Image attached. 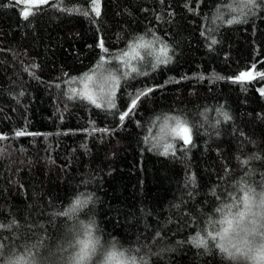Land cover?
Masks as SVG:
<instances>
[{
    "label": "trees",
    "instance_id": "obj_1",
    "mask_svg": "<svg viewBox=\"0 0 264 264\" xmlns=\"http://www.w3.org/2000/svg\"><path fill=\"white\" fill-rule=\"evenodd\" d=\"M244 2L101 0L95 17L91 0H50L25 19L22 3L0 0V242L56 239L65 205L91 196L103 233L161 246L151 264H225L195 241L246 176L264 186V78L229 79L264 72V4ZM138 37L152 47L134 49ZM161 43L171 61L154 69ZM110 76L120 112L153 89L123 121L80 98L86 84L99 97ZM166 121L191 129L192 144L162 136Z\"/></svg>",
    "mask_w": 264,
    "mask_h": 264
},
{
    "label": "clouds",
    "instance_id": "obj_2",
    "mask_svg": "<svg viewBox=\"0 0 264 264\" xmlns=\"http://www.w3.org/2000/svg\"><path fill=\"white\" fill-rule=\"evenodd\" d=\"M245 181L242 193H237L235 200L222 199L221 211L209 214L215 238L209 232L203 233L202 226V233L207 237V245L201 246L202 250L221 254L225 264H264V186L253 183L250 176ZM237 188L239 185L232 191ZM245 191L249 193L247 204L240 198ZM72 206L71 201L65 205L69 215L62 218L64 223L56 239L40 244L25 241L15 248L0 242L3 244L0 264H146V261L151 264L153 256L161 254V246L153 249L128 244L103 233L92 211L96 206L95 197L76 221L68 219L76 214Z\"/></svg>",
    "mask_w": 264,
    "mask_h": 264
},
{
    "label": "snow or ice",
    "instance_id": "obj_3",
    "mask_svg": "<svg viewBox=\"0 0 264 264\" xmlns=\"http://www.w3.org/2000/svg\"><path fill=\"white\" fill-rule=\"evenodd\" d=\"M14 3L19 2V3H24L27 5H48L49 4V0H13ZM91 3L93 5V7L91 8V12L94 13L95 17H99L101 15V0H91ZM259 3L264 4V0H259ZM257 5V0H245L244 2V7H249V6H256ZM53 6H55V0H53ZM22 15L24 16L25 19H27L30 15H32V11L31 9H26L25 11L22 12ZM83 15L85 17H87L89 15L88 11H85L83 13ZM238 22L235 18H230L227 19V23L228 24H232ZM138 40L141 41V43L139 44H135L134 45V49L137 47H152L153 42L152 41H148V42H144V37H138ZM213 43H215V41H213ZM99 47L103 50L104 53H107L109 50L104 47V42L103 40L99 41ZM136 55H139L138 53ZM171 61V56L169 55V50H168V46L164 43L160 44L159 47V55L156 56V63L152 65V67L155 69L156 67L160 66L161 64H168ZM252 68L255 69V65H252ZM131 73H137L139 75H147L146 73H142L139 72V70L135 67L131 68ZM131 73L126 72L124 73V76H130ZM256 76H260L261 78H264V72L262 73H255L253 74V72H241L239 75L235 76V77H231L229 79L232 80V82L236 83V82H244V81H249V80H253L256 78ZM133 79L135 77H132ZM88 80H91L92 77H87ZM221 79H223V77H221ZM99 90H100V96L97 97L95 95H93L87 88V84L85 85V91L80 95L81 99H86L88 101L91 102V104L95 105L96 108H107V109H116L115 112L112 113L113 116H119L120 121H123L125 119V117H130L131 115L135 114V110L138 107V102L141 96H146L147 94L151 93L153 91L152 88H147L144 91L141 92H137L134 94H131L129 96V100L126 101V111L120 112L117 104L115 102V97H116V89L120 86V79L117 76H110L108 78H102L99 82ZM107 88V90L105 91V89ZM261 93L264 94V89H261ZM73 99L76 97H72ZM98 99L101 102H98ZM224 118L225 119H230V117H228L227 113H224ZM93 132L95 131H107V129H100L97 130L95 128L92 129ZM191 129H189L187 126L182 125L179 121L176 122V126L172 127L170 126L167 121L165 122V124L162 126L161 128V132H162V136H176L178 138V140H182L183 144L185 145H191L192 144V140L191 137L189 135ZM24 135H36L35 133H29L26 130H22V131H16L15 132V136L19 137V136H24ZM0 139H6L5 136L0 135ZM173 148V144L172 143H165L164 144V154L167 155L169 152V149ZM244 163H247V161H245ZM92 199L91 196H86L84 199L81 198H76L75 199V203L72 206V211L73 212H77L80 208H83L85 205H87L89 203V201ZM243 201L245 202V204H247L249 202V193L247 191H245L243 193ZM217 211H221V209H217ZM61 215L67 216L69 215V212H62L60 213ZM229 224H231V221H228ZM5 225L3 223H0V229L4 228ZM225 231H227V229H225ZM209 236H212L213 238H215V236L209 232ZM196 244L198 246H206L207 245V241L206 239L201 236L198 235L197 239H196ZM0 247H3V244H0ZM0 255H2V253H0Z\"/></svg>",
    "mask_w": 264,
    "mask_h": 264
},
{
    "label": "rangeland",
    "instance_id": "obj_4",
    "mask_svg": "<svg viewBox=\"0 0 264 264\" xmlns=\"http://www.w3.org/2000/svg\"><path fill=\"white\" fill-rule=\"evenodd\" d=\"M50 1V0H49ZM26 8H25V10L26 9H30L31 7H33V6H37V5H27V4H24V3H22Z\"/></svg>",
    "mask_w": 264,
    "mask_h": 264
},
{
    "label": "water",
    "instance_id": "obj_5",
    "mask_svg": "<svg viewBox=\"0 0 264 264\" xmlns=\"http://www.w3.org/2000/svg\"><path fill=\"white\" fill-rule=\"evenodd\" d=\"M250 81V80H249Z\"/></svg>",
    "mask_w": 264,
    "mask_h": 264
}]
</instances>
